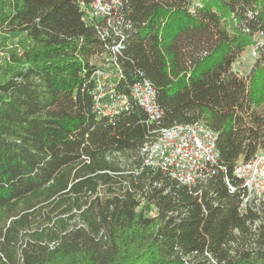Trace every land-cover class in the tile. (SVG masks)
Segmentation results:
<instances>
[{"label": "trees", "instance_id": "16d2710c", "mask_svg": "<svg viewBox=\"0 0 264 264\" xmlns=\"http://www.w3.org/2000/svg\"><path fill=\"white\" fill-rule=\"evenodd\" d=\"M91 1L0 0V32L32 43L0 66V264H264V201L241 213L233 175L264 150V0H123L130 26L105 39ZM95 58L119 92L148 78L159 122L99 115ZM194 123L218 133V174L190 189L143 166L157 129Z\"/></svg>", "mask_w": 264, "mask_h": 264}, {"label": "built area", "instance_id": "2783aa9c", "mask_svg": "<svg viewBox=\"0 0 264 264\" xmlns=\"http://www.w3.org/2000/svg\"><path fill=\"white\" fill-rule=\"evenodd\" d=\"M82 6L85 22L95 24L104 39L112 34L122 37L124 28L130 26L124 19L123 0H92L89 4L82 3ZM119 47L118 44L110 47L114 56L118 54ZM98 62L93 74L96 83L92 93L94 109L99 115H115L137 105L147 114L148 124L159 122L163 109L158 103L157 91L148 78L142 75L130 86L128 93L119 92L117 81L121 75L120 67L116 64L114 70L99 58L93 61L95 64ZM156 134L154 141L143 148L144 167L165 172L179 185L190 189L197 188L223 169L217 148L218 133L205 125L177 124L159 128ZM233 175L241 181L244 189L240 212L259 206L264 201V150L248 161H239ZM226 182L231 191L237 190L228 177Z\"/></svg>", "mask_w": 264, "mask_h": 264}, {"label": "rangeland", "instance_id": "374dc122", "mask_svg": "<svg viewBox=\"0 0 264 264\" xmlns=\"http://www.w3.org/2000/svg\"><path fill=\"white\" fill-rule=\"evenodd\" d=\"M260 43H263V39H259ZM32 43L26 40L24 34L17 33H4L0 32V66L6 61H11V50L16 49V52L22 54L25 48H30ZM256 59V46L248 47L243 54L234 63V69L239 74L247 76L253 67ZM145 212L149 216H154L158 212L157 206L154 202L144 203ZM260 264V263H256Z\"/></svg>", "mask_w": 264, "mask_h": 264}]
</instances>
